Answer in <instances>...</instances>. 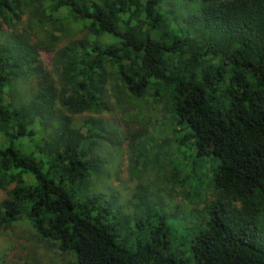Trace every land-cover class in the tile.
<instances>
[{"label":"trees","instance_id":"obj_1","mask_svg":"<svg viewBox=\"0 0 264 264\" xmlns=\"http://www.w3.org/2000/svg\"><path fill=\"white\" fill-rule=\"evenodd\" d=\"M146 97L182 153L164 182L185 219L142 180L169 146L126 113ZM114 136L132 212L90 190ZM0 192V232L25 222L69 264H264V0H0Z\"/></svg>","mask_w":264,"mask_h":264},{"label":"rangeland","instance_id":"obj_2","mask_svg":"<svg viewBox=\"0 0 264 264\" xmlns=\"http://www.w3.org/2000/svg\"><path fill=\"white\" fill-rule=\"evenodd\" d=\"M40 58L44 65L49 68V54L45 51H40ZM32 85L31 77H28L18 86V94L23 98L29 97L28 92ZM124 106L126 113L136 117L141 122H148L147 125L153 136L158 139L166 138L169 142V146H165L167 154L161 150L158 156L164 169V173H161V179L156 178V170L148 169L142 174V180L155 192L154 200L162 202L161 204H164L165 208L171 211H178L177 217L179 219L187 218L191 204L185 198L182 190L179 187H175L174 191L169 193L165 188V177L170 176L171 173L172 162L170 160L173 156H175V161L182 158V153L175 147L174 134L169 128V114L167 112L162 113L159 110L160 106L153 104L148 97L139 102L129 100ZM104 117L109 120V124H107L109 127L116 128L119 126L117 123L121 122L124 116L121 110H114V113L105 114ZM75 118L78 123L84 119L82 115L75 116ZM133 123L138 124L136 122ZM51 128H49L50 131L52 130ZM118 134L120 136V131ZM116 136L118 135L116 134ZM100 143L99 147H97V152L103 163L98 171L92 175L90 190L101 191L108 197L106 198L107 200L111 199L116 203H113L115 207L119 206V209L123 212H132V205L137 198L133 197V195L131 196L134 184L128 180L127 171L125 170L128 163L125 146L122 141L119 144L115 136L112 141H102ZM176 158L178 159L176 160ZM184 168L186 169V167ZM184 168L182 174L186 171ZM157 188H160L159 192ZM185 188L187 189L188 187L186 186ZM2 195L3 193L0 192V197ZM200 206L201 203H199ZM146 212L147 210L145 209L143 213L146 214ZM140 216L141 214L137 212L133 219H138ZM134 222L133 220V224ZM72 260V255H61L56 246L37 239L33 229L25 222L19 221L6 232H0V264H69Z\"/></svg>","mask_w":264,"mask_h":264}]
</instances>
